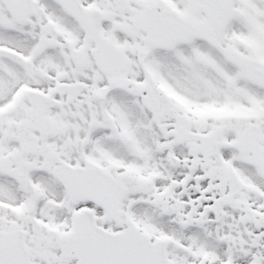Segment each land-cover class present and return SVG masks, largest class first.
Masks as SVG:
<instances>
[{
	"label": "snow or ice",
	"instance_id": "1",
	"mask_svg": "<svg viewBox=\"0 0 264 264\" xmlns=\"http://www.w3.org/2000/svg\"><path fill=\"white\" fill-rule=\"evenodd\" d=\"M0 264H264V0H0Z\"/></svg>",
	"mask_w": 264,
	"mask_h": 264
}]
</instances>
